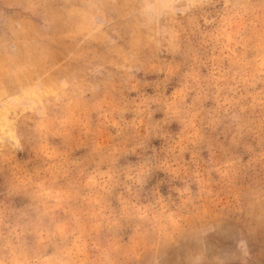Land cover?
<instances>
[{"label":"rangeland","instance_id":"374dc122","mask_svg":"<svg viewBox=\"0 0 264 264\" xmlns=\"http://www.w3.org/2000/svg\"><path fill=\"white\" fill-rule=\"evenodd\" d=\"M0 264H264V0H0Z\"/></svg>","mask_w":264,"mask_h":264}]
</instances>
